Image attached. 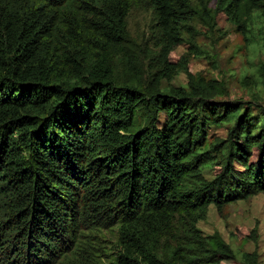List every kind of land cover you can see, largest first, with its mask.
I'll list each match as a JSON object with an SVG mask.
<instances>
[{
    "label": "trees",
    "instance_id": "trees-1",
    "mask_svg": "<svg viewBox=\"0 0 264 264\" xmlns=\"http://www.w3.org/2000/svg\"><path fill=\"white\" fill-rule=\"evenodd\" d=\"M141 2L156 15L170 78L192 0H0V264H62L113 227L122 264L232 262L220 236L202 237L195 223L209 205L264 192V107L215 100L216 81L117 84L114 58ZM216 3L264 30V0ZM222 127L226 136L207 142ZM182 216L188 242L175 234Z\"/></svg>",
    "mask_w": 264,
    "mask_h": 264
},
{
    "label": "rangeland",
    "instance_id": "rangeland-1",
    "mask_svg": "<svg viewBox=\"0 0 264 264\" xmlns=\"http://www.w3.org/2000/svg\"><path fill=\"white\" fill-rule=\"evenodd\" d=\"M216 1L192 0V17L180 28L182 42L167 59L168 64L176 68L170 78L165 76L168 71L159 56V40L163 36L155 13L144 2L132 5L126 19L123 52L114 58L117 84L146 87L161 74L162 90L207 89L216 81L223 85L224 94L217 95L215 100L250 104L254 110L264 107V30L251 22L232 21L217 8ZM225 136L224 127L210 128L207 142ZM201 173L205 179H210L214 168L205 167ZM186 218H176L174 225L176 236L188 242L180 224ZM195 228L202 237L219 235L231 248L232 262L221 264H252L245 254L255 255L256 264H264V192L226 204L220 210L209 205ZM175 246L173 240L162 241L159 259H169L168 252ZM122 253L117 227H113L92 234L86 249L62 264H122L119 262Z\"/></svg>",
    "mask_w": 264,
    "mask_h": 264
}]
</instances>
